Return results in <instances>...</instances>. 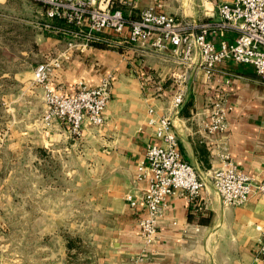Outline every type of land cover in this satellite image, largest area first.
Here are the masks:
<instances>
[{
	"label": "crops",
	"instance_id": "obj_1",
	"mask_svg": "<svg viewBox=\"0 0 264 264\" xmlns=\"http://www.w3.org/2000/svg\"><path fill=\"white\" fill-rule=\"evenodd\" d=\"M157 3L162 11L187 22L219 21L217 0H136L132 12L136 15ZM46 28L40 41L51 53L65 52L71 42L82 41L71 31L74 28ZM236 35L231 29H218L212 38L220 44L234 41ZM102 37L92 47L73 50L53 70V86L65 92H73L78 80L97 87L110 77L111 97L104 122L93 126L86 120L80 136L62 121L46 127L41 142L48 156L35 160H44L49 167V172L37 175L39 186L44 177L47 181L41 204L45 229L40 237L45 264H264V256H257L264 196L255 188L243 204L225 206L211 176L228 158L255 184L264 179V77L250 64L227 59L216 64L208 79L198 53L187 67L171 44L157 50L149 41L132 42L113 32ZM181 74L186 79L185 100L173 110V86ZM218 99L230 107L228 125L209 132L206 123ZM150 107L156 116L171 115L183 158L204 187L192 202L181 194L168 198L158 238L146 246L139 221L145 212L148 178H138L137 165L145 160L148 145L158 142L149 124ZM3 161L0 154V167ZM74 194L77 198L71 197ZM9 196L13 200L16 190ZM32 202L30 198V206ZM30 211L36 212L33 207ZM72 235L77 240H71ZM30 236L35 237L32 232ZM37 254L38 250L32 259Z\"/></svg>",
	"mask_w": 264,
	"mask_h": 264
},
{
	"label": "built area",
	"instance_id": "obj_2",
	"mask_svg": "<svg viewBox=\"0 0 264 264\" xmlns=\"http://www.w3.org/2000/svg\"><path fill=\"white\" fill-rule=\"evenodd\" d=\"M46 8L49 19H61L81 42H71L65 56L53 57L38 64L34 80L42 90L47 110L43 120L52 125L55 120L69 124L71 132L80 136L87 120L93 126L104 122V113L111 97V78L105 77L97 87H89L78 80L73 92L56 89L52 84L53 70L75 49H87L103 39L102 34L113 32L125 35L128 40L149 41L157 50H165L170 44L179 54L185 66L191 63L196 53L205 75L210 79L215 74L216 64L227 59L250 64L264 77V0H234L219 3V21L191 23L161 10L162 4L149 5L136 15V0H37ZM46 27L52 24L46 23ZM218 29H231L237 33L234 41L216 44L212 38ZM62 54V55H63ZM229 79L226 82L229 83ZM185 74H181L173 86L171 107L178 110L185 100ZM219 99L213 102L206 123L209 132L227 128V110ZM149 124L155 131L158 142L148 145L145 160L137 165L138 178H148L143 200L145 212L139 221L140 235L146 246L158 238L159 219L168 198L184 195L190 202L197 200L204 187L195 168L188 163L179 147L177 133L170 114L155 115L150 107ZM212 180L225 206L243 204L257 188L264 196V179L255 184L253 178L230 159L212 171ZM134 205L136 201L128 196ZM264 256V229L257 256Z\"/></svg>",
	"mask_w": 264,
	"mask_h": 264
},
{
	"label": "rangeland",
	"instance_id": "obj_3",
	"mask_svg": "<svg viewBox=\"0 0 264 264\" xmlns=\"http://www.w3.org/2000/svg\"><path fill=\"white\" fill-rule=\"evenodd\" d=\"M44 8L35 0L0 2V154L4 160L0 167V264H45L40 237L45 229L41 204L47 181L44 177L39 186L37 175L49 172V167L44 160H35L48 156L41 142L47 123L43 90L34 80V70L64 52L51 53L40 41L50 22ZM50 167L55 171L54 165ZM13 190L14 201L9 196ZM31 207L36 212L31 213ZM31 221L34 230L29 228ZM71 240H77L76 236ZM36 250L37 257L32 259Z\"/></svg>",
	"mask_w": 264,
	"mask_h": 264
},
{
	"label": "trees",
	"instance_id": "obj_4",
	"mask_svg": "<svg viewBox=\"0 0 264 264\" xmlns=\"http://www.w3.org/2000/svg\"><path fill=\"white\" fill-rule=\"evenodd\" d=\"M35 2L38 3V4H41V5L43 6V4H42L40 1L35 0ZM44 9H45V11H46V8H44ZM46 16H47V15H46ZM48 19H49V17L47 16V20H48ZM49 21H50V22H48V23H50V24H52V25H55V26L69 27V26L66 24V22L62 21L61 19H49Z\"/></svg>",
	"mask_w": 264,
	"mask_h": 264
}]
</instances>
